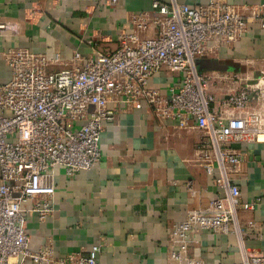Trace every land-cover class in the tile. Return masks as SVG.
Returning a JSON list of instances; mask_svg holds the SVG:
<instances>
[{"label":"built area","instance_id":"obj_1","mask_svg":"<svg viewBox=\"0 0 264 264\" xmlns=\"http://www.w3.org/2000/svg\"><path fill=\"white\" fill-rule=\"evenodd\" d=\"M249 19L264 28V3L152 0L151 8L130 16L131 30L119 37L116 48H95V56L88 57L75 53L70 67L56 72L47 70L50 61L43 53L0 43L10 75L0 80V264H99L100 243L87 253L56 256L49 236L33 250L24 212H32L40 222L48 220L54 210L55 168H62L67 177L91 169L101 160L106 124L121 110L139 109L143 102L158 120L202 132L199 158L219 188L172 224L169 263L204 264L188 252L195 242L191 232L198 228L232 234L239 253L234 264H264L262 251L245 247L250 229L260 228L241 212L253 210L256 202L242 201L230 177L243 161L234 145L264 142L259 139L264 134V70L249 78L200 71L196 63L245 36ZM10 29L0 22V40ZM86 43L91 46L92 40ZM58 60L55 56L51 61ZM163 71L176 74L178 81L153 85L151 78ZM219 82L232 87L216 99L210 86ZM184 184L191 196L196 194L193 180Z\"/></svg>","mask_w":264,"mask_h":264},{"label":"crops","instance_id":"obj_2","mask_svg":"<svg viewBox=\"0 0 264 264\" xmlns=\"http://www.w3.org/2000/svg\"><path fill=\"white\" fill-rule=\"evenodd\" d=\"M207 1L176 0L188 5ZM226 1L239 6L264 3ZM151 2L0 0V22L11 27L0 43L43 53L50 61L47 70L56 72L70 67L75 53L88 57L95 56V48H116L119 37L131 30L130 16L151 8ZM243 12L248 15L250 10ZM86 40H92V45ZM55 56L59 60L51 61ZM209 59L224 67L211 71L254 76L264 68V28L249 19L245 36L221 47ZM9 76L0 57V80L7 81ZM177 81L178 76L169 71L151 78L153 85L162 87ZM231 87L228 82L210 86L216 99ZM202 141L200 130L181 128L173 120H158L145 102L139 109L121 110L102 132V154L97 164L71 177L62 168H55L56 193L49 219L40 222L32 212H24L30 247L38 249L50 236L56 256L87 253L100 243L99 264H170L167 250L173 240L172 224L182 221L188 208L211 198L219 189L199 158ZM234 148L243 155V161L230 177L238 184L242 201L256 202L253 210L242 211L241 216L256 221L260 228L256 232L250 229L245 247L264 254V142L235 144ZM189 179L196 189L193 196L184 184ZM191 236L195 242L188 252L200 256L204 264H234L239 258L232 234L197 228ZM24 264L31 263L27 260Z\"/></svg>","mask_w":264,"mask_h":264},{"label":"water","instance_id":"obj_3","mask_svg":"<svg viewBox=\"0 0 264 264\" xmlns=\"http://www.w3.org/2000/svg\"><path fill=\"white\" fill-rule=\"evenodd\" d=\"M197 67L198 70H206V71H211V70H222L224 67L221 65H218L215 60L209 59V58H200L197 60Z\"/></svg>","mask_w":264,"mask_h":264},{"label":"bare ground","instance_id":"obj_4","mask_svg":"<svg viewBox=\"0 0 264 264\" xmlns=\"http://www.w3.org/2000/svg\"><path fill=\"white\" fill-rule=\"evenodd\" d=\"M259 139H260V140H264V134H260V135H259Z\"/></svg>","mask_w":264,"mask_h":264},{"label":"rangeland","instance_id":"obj_5","mask_svg":"<svg viewBox=\"0 0 264 264\" xmlns=\"http://www.w3.org/2000/svg\"><path fill=\"white\" fill-rule=\"evenodd\" d=\"M261 70H264V68H261ZM261 70H259V71H261ZM259 72H257L255 75H257Z\"/></svg>","mask_w":264,"mask_h":264}]
</instances>
